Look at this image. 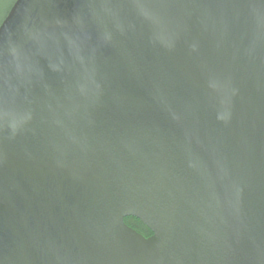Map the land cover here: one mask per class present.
Instances as JSON below:
<instances>
[{"label":"water","instance_id":"water-1","mask_svg":"<svg viewBox=\"0 0 264 264\" xmlns=\"http://www.w3.org/2000/svg\"><path fill=\"white\" fill-rule=\"evenodd\" d=\"M0 264H264V0H16Z\"/></svg>","mask_w":264,"mask_h":264},{"label":"trees","instance_id":"trees-1","mask_svg":"<svg viewBox=\"0 0 264 264\" xmlns=\"http://www.w3.org/2000/svg\"><path fill=\"white\" fill-rule=\"evenodd\" d=\"M125 222L145 236H149L152 234V231L136 217H126Z\"/></svg>","mask_w":264,"mask_h":264},{"label":"rangeland","instance_id":"rangeland-1","mask_svg":"<svg viewBox=\"0 0 264 264\" xmlns=\"http://www.w3.org/2000/svg\"><path fill=\"white\" fill-rule=\"evenodd\" d=\"M16 0H0V25Z\"/></svg>","mask_w":264,"mask_h":264}]
</instances>
